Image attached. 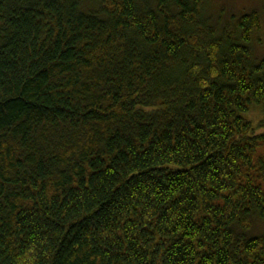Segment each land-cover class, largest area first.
I'll list each match as a JSON object with an SVG mask.
<instances>
[{"label": "trees", "instance_id": "1", "mask_svg": "<svg viewBox=\"0 0 264 264\" xmlns=\"http://www.w3.org/2000/svg\"><path fill=\"white\" fill-rule=\"evenodd\" d=\"M209 1L0 0V264H264L261 19Z\"/></svg>", "mask_w": 264, "mask_h": 264}, {"label": "rangeland", "instance_id": "2", "mask_svg": "<svg viewBox=\"0 0 264 264\" xmlns=\"http://www.w3.org/2000/svg\"><path fill=\"white\" fill-rule=\"evenodd\" d=\"M257 12L261 19V31L258 36L260 39L253 45L254 56L264 59V0H210L205 9L206 15L212 21L218 23H233L237 18L245 13ZM251 118L255 123L260 119L259 114H252ZM250 235L259 236L264 234V222L255 220Z\"/></svg>", "mask_w": 264, "mask_h": 264}]
</instances>
